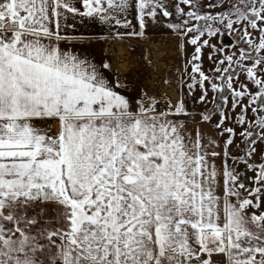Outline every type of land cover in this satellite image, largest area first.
<instances>
[{
	"label": "snow or ice",
	"instance_id": "obj_1",
	"mask_svg": "<svg viewBox=\"0 0 264 264\" xmlns=\"http://www.w3.org/2000/svg\"><path fill=\"white\" fill-rule=\"evenodd\" d=\"M70 17L171 32L175 97ZM0 264H264V0H0Z\"/></svg>",
	"mask_w": 264,
	"mask_h": 264
},
{
	"label": "rangeland",
	"instance_id": "obj_2",
	"mask_svg": "<svg viewBox=\"0 0 264 264\" xmlns=\"http://www.w3.org/2000/svg\"><path fill=\"white\" fill-rule=\"evenodd\" d=\"M164 38L167 39L168 42L165 41V46L162 47V40H164ZM129 42L131 55L135 59L138 69L135 73L127 74L123 77H126L128 81H131L138 86H142L149 92L156 93L157 89H159L158 95L163 96L165 92H168L173 94V97H175L174 91L167 85L163 84V81L156 70L157 65L154 62L156 58L161 59L160 64L163 67V55L159 54V50L172 53L171 51H174L172 49L174 47L176 51L173 52V55L176 53L175 58L179 61V63L182 61V54L177 51V44L172 37V33L162 28H150L146 37L136 38L135 40ZM153 45H159L160 47L157 48ZM170 45L173 47L169 48ZM189 51H191L190 48ZM149 60L153 61L154 63H149ZM180 64H178L179 66H174L173 68L168 69L172 71V76H169V79L174 78V76L177 74L174 70L179 68ZM161 73H163V71Z\"/></svg>",
	"mask_w": 264,
	"mask_h": 264
},
{
	"label": "crops",
	"instance_id": "obj_3",
	"mask_svg": "<svg viewBox=\"0 0 264 264\" xmlns=\"http://www.w3.org/2000/svg\"><path fill=\"white\" fill-rule=\"evenodd\" d=\"M76 24L77 30H83L92 34L100 42L91 50L96 62L104 61L111 64V71L119 73L121 77L135 73L138 65L131 55L130 42L136 38L125 36L117 38L115 29H109L105 25H101L92 20H82L80 18H72ZM111 75V73H109Z\"/></svg>",
	"mask_w": 264,
	"mask_h": 264
},
{
	"label": "bare ground",
	"instance_id": "obj_4",
	"mask_svg": "<svg viewBox=\"0 0 264 264\" xmlns=\"http://www.w3.org/2000/svg\"><path fill=\"white\" fill-rule=\"evenodd\" d=\"M163 42H162V47H164L165 46V41L166 42H168L167 41V39H165L164 38V40H162ZM154 47H157V48H159L160 46L159 45H153ZM173 47V46H172ZM171 47V45H170V47L169 48H172ZM153 48V47H152ZM156 49V48H155ZM174 51H176L175 50V47L174 48H172ZM160 52H159V54H162L163 56V58H162V60H164V63H163V67L161 66V59H159V58H156L155 60H154V62L156 63V65H158L159 66V69H160V72H164L165 71V69H171V68H173L174 66H179L178 64H180L179 63V61L175 58L176 57V53L173 55V52L174 51H171L172 53H170V52H164V51H161V50H159ZM160 56V55H159ZM153 57H154V55H153ZM177 61V62H176ZM161 77V76H160ZM173 90V89H172ZM175 94V93H174ZM173 95V94H172Z\"/></svg>",
	"mask_w": 264,
	"mask_h": 264
}]
</instances>
